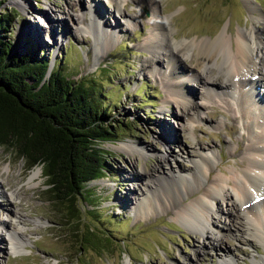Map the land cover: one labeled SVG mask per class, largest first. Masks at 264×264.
Masks as SVG:
<instances>
[{
	"label": "rangeland",
	"instance_id": "rangeland-1",
	"mask_svg": "<svg viewBox=\"0 0 264 264\" xmlns=\"http://www.w3.org/2000/svg\"><path fill=\"white\" fill-rule=\"evenodd\" d=\"M1 5L12 52L29 50L46 58V74L60 61L65 75L88 86L89 99L115 122H110V140L96 144L104 154V169L77 197V220L61 218L59 205L46 199L40 166L27 168L14 151L0 145V264H264V230L256 226L258 234L241 211L232 209L228 215L232 196L216 200L210 214L215 226L210 224L207 239L168 211H136L144 193L141 182L150 175L180 172L203 185L206 171L200 174L196 165L201 155L210 158L213 178L226 181L230 172L244 168L250 137L260 133L232 100L220 101L219 92L204 101V90L195 83L189 91L198 107L189 111L195 121L188 124L178 115L168 96L165 68L181 71L195 60L192 52L174 64L148 53L144 42L157 17L173 45L214 41L224 33L234 46L237 32L264 34V0H4ZM92 8L100 16L94 18ZM96 20L111 37L107 45L95 29ZM212 68L220 79L219 69ZM218 86L224 85L215 82L209 88L216 92ZM253 91L264 102V84ZM125 145L135 151L125 152ZM139 150L150 153L141 157ZM34 169L39 174L30 188L26 180ZM224 189L231 192L226 184ZM175 199L182 202L184 196ZM85 230L101 239L95 251L80 247ZM210 240L215 249L203 245Z\"/></svg>",
	"mask_w": 264,
	"mask_h": 264
},
{
	"label": "bare ground",
	"instance_id": "bare-ground-1",
	"mask_svg": "<svg viewBox=\"0 0 264 264\" xmlns=\"http://www.w3.org/2000/svg\"><path fill=\"white\" fill-rule=\"evenodd\" d=\"M249 11H254L252 6H249ZM93 12H95L93 8L90 9V14ZM97 15L99 14L96 13L94 18ZM255 19L262 23L260 16H256ZM95 29L107 45L111 37L107 36L108 34L98 20H96ZM165 32L164 23L161 18L157 17L153 32L144 42V47L151 56L158 59L163 56L173 63L179 60V56L188 58L189 53L192 52L195 60L194 66L183 67L178 64L182 67L180 68L181 71H177L170 65L165 68L168 96L178 108V115L185 117L188 124L195 121V117L189 115L190 110L198 108L197 103L191 97V92H189L191 85L195 83L200 90H204V101H209V98H213L219 92L218 99L220 101L225 102L226 98L232 100L242 112V116L245 119H251L260 133L250 137L248 147L245 149L244 168L239 172H230L226 181L220 177L213 178L210 158L201 155L196 165L200 174L202 169L206 171L203 185L199 184L197 177L185 178L180 175V172L178 175L170 172L158 176L150 175L148 182H141L144 193H142V201L138 203L136 211L142 215L155 212L156 209L168 211L173 220L182 222L190 230L207 239L209 226H215L210 219V214L214 212L216 200L232 196L234 201L231 203L230 211L227 212L228 215L233 214L232 209L243 212L248 225H255L253 227L255 231L262 235L261 231L264 230V102L254 98L257 93L253 89L258 83L264 84V75H262L264 73V34L261 36L259 33H253L249 30L237 32L234 37V46L224 33H221L214 41L176 43L173 45V37L165 34ZM36 34L34 33L32 36L36 37ZM214 66L219 69L220 79L213 72L212 67ZM215 82L224 85L221 86L222 88L218 86L216 92L213 88H209ZM262 96L264 99V94ZM225 104L228 105V103ZM124 148L126 149L125 152L135 151L133 145H125ZM149 151L139 150L137 153L144 157V154L150 153ZM160 159L165 161L164 157ZM142 171L143 174H147L144 169ZM38 174L39 169H34L28 175L26 183L31 185L30 188L34 186L33 183ZM21 180L22 178H18L16 181L20 182ZM10 183H15V181L11 179ZM9 184L7 183V186ZM161 184H165L163 186L165 189L159 192ZM224 184L230 187L231 192L225 191ZM193 186H197L195 191L192 190ZM175 196L180 198L184 196V200L179 202L180 199H175ZM6 197L2 198L11 205L10 197ZM252 205L253 208H251ZM9 213L15 214L14 210L11 209ZM0 224L4 226L3 222ZM256 226H259L261 231L257 230ZM220 230L218 229V231ZM205 244H209L210 248H216L211 240L203 243V245ZM196 253L201 254L200 251H196ZM185 263L187 264V262ZM232 263L228 260L218 262V264Z\"/></svg>",
	"mask_w": 264,
	"mask_h": 264
},
{
	"label": "trees",
	"instance_id": "trees-1",
	"mask_svg": "<svg viewBox=\"0 0 264 264\" xmlns=\"http://www.w3.org/2000/svg\"><path fill=\"white\" fill-rule=\"evenodd\" d=\"M4 0H0V6ZM7 12H0V145L15 152L27 168L40 166L47 200L61 218L79 219L78 196L86 182L100 178L104 154L96 145L110 140L104 110L89 99L88 86L69 79L59 62L12 52ZM80 247L95 251L101 239L81 232Z\"/></svg>",
	"mask_w": 264,
	"mask_h": 264
}]
</instances>
